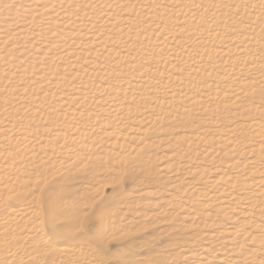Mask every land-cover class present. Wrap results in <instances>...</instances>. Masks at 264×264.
I'll return each instance as SVG.
<instances>
[{
  "label": "rangeland",
  "instance_id": "1",
  "mask_svg": "<svg viewBox=\"0 0 264 264\" xmlns=\"http://www.w3.org/2000/svg\"><path fill=\"white\" fill-rule=\"evenodd\" d=\"M121 2L122 9L114 12L119 26L106 33L107 40L115 39L97 54L105 67L81 79L96 90L93 99L111 96L112 89L126 93L117 98L125 112L112 119L88 109L95 124L107 122L120 134L121 145L107 142L110 130L101 126L84 140L92 150L82 155L74 148L70 158L39 140L23 152L19 143L6 145L0 138V151L8 150L17 165L24 163L14 173L19 183L0 192V264H264L259 229L264 183L257 180L264 178V0ZM23 3L0 0V33L27 28L28 35L6 53L18 66L30 63L43 42V27L25 26L19 17ZM78 4L83 15L104 13ZM66 20L68 26L56 25L76 27L73 17ZM126 21L129 27L120 30ZM164 38L165 58L155 51ZM193 50L194 61L186 57ZM243 53L246 58H240ZM57 61L43 71L56 73L66 60ZM228 66L231 80L223 74ZM1 70L0 128L19 120L35 134L39 126L65 129L81 123L63 124L57 117L64 113L58 103L70 95L72 80L38 89L31 82L33 70L21 77H15L14 64ZM210 87L223 94L207 97ZM228 87L239 90L230 94ZM42 90L50 96L33 108ZM172 93L179 95L164 103ZM25 105L37 113L21 109ZM253 122L261 125L258 136L249 125ZM65 136L75 137L72 131ZM45 194L61 198L56 222L39 218ZM32 201L36 215H18L21 205ZM74 209L78 212L71 216ZM70 217L72 224L64 220ZM40 221L42 231L33 229ZM237 225L236 237L226 236Z\"/></svg>",
  "mask_w": 264,
  "mask_h": 264
},
{
  "label": "bare ground",
  "instance_id": "2",
  "mask_svg": "<svg viewBox=\"0 0 264 264\" xmlns=\"http://www.w3.org/2000/svg\"><path fill=\"white\" fill-rule=\"evenodd\" d=\"M21 1L24 2L23 3L24 5L18 8L19 17L21 18L25 26H33L34 24L39 23L43 27L40 31V36L43 38V42H41L40 47L36 49L37 54L31 56L30 63L24 64L22 66L20 65L18 66L17 64L19 62L13 61L12 57H7L6 53L10 52L11 50H15L18 41L22 37L28 35V33L26 32L27 28L23 30L15 29L13 30L12 33H6L5 31L1 32L0 58L2 59H0V73L3 71L1 69L5 68L6 70L7 68H10L12 64H14L16 73L18 75L15 77H21L24 75L25 72L33 70L35 74L31 82L32 85L38 89L45 88L49 84L56 85L60 80L63 81L65 80L66 82H70L72 80L74 82V86L72 87V89H70L71 90L70 95L68 96V98L61 99L58 103L59 104L58 107L63 109L64 113L57 115V117L60 118L63 124H72L73 122H77V121H81V123L77 122L75 124L76 126L70 128L64 127L65 129L60 127L58 129L56 127L54 128L53 124H48V127L45 129H42L43 127L41 128V126H39L38 127L39 132L34 134L31 133V129H29L30 125H28L26 122L20 124L19 120L10 121L11 123L2 121L3 125L0 128V138H3V142H5V144L10 143L12 141L19 143L22 146L21 151L23 152L24 150L27 151L26 148H32L33 146L37 147L39 140V142L47 143V146L48 145L50 146L52 153H62L65 155L64 156L65 158H70L72 157L71 152H73L72 149L74 148H76L82 155L92 150L91 146L83 145L84 140L86 139L87 141L88 137L91 134L94 135L93 132L95 130H98V128L96 127L101 126L103 128L108 129L107 131L110 130L105 135L107 137L106 138L107 142L112 141V144L114 146H118V145L120 146L121 145V143H119L121 140L120 134L116 133L115 131H112L111 129L112 126L107 124V122L105 124L103 123L95 124V120L90 119L92 116L94 117L95 114L91 115L92 112L90 113L89 112L90 110L88 109L93 108L98 114H106L108 116L107 118L112 119L114 118L113 117L114 115L125 112L126 110L125 106L123 107L122 104H120L121 99L120 98L117 99V98L118 96H123L126 93H116L114 91L115 89H112L111 96L95 97L96 99L95 98L93 99L94 96L90 94L92 93L95 94L96 90L93 88L87 89L85 82L83 83L81 79H83V77H86L90 73H94V71L98 67H100V69L105 67V66H100L101 64H98L100 58L97 57V54L98 52L100 53L105 51L106 46L110 42V40L115 39V38H111L107 40L106 33L109 32V30L115 28V26H119L118 17H115L114 12L118 11L119 9H122L123 4L121 0H21ZM78 3L84 4L87 9L89 8L91 10H95V8H97L100 9L101 11H104V13L102 17L101 16L97 17L94 13H92L91 15L88 14L83 15L81 11L80 12L77 11V8H79ZM70 17H73L74 19L73 21H75V23L77 24L76 27L60 28L59 25L68 26L67 24L68 21L66 19ZM122 20L124 19H121V21ZM57 22L59 23V25L58 24L56 25ZM127 25H130L128 21L122 22L120 24L121 26L120 30L127 29L129 27ZM156 28L158 29V26ZM165 39L166 38H164L163 40L160 39L158 40L159 48L155 50L158 51L161 55H164L165 53L164 51ZM83 46L85 47L88 46L90 47V49H86V51H82ZM92 49H94L95 52L90 53ZM110 50L113 51V49ZM109 52L110 51H108L107 53ZM221 53L223 54V52ZM94 54L95 57L92 56ZM166 54L167 53H165V55L163 56L164 58L166 57ZM195 55H197V53L196 51L193 50V51H189V54L186 55V57L191 56L192 57L191 59L194 61L197 58V56ZM246 57L247 56L243 53L241 54L240 58H246ZM55 60L56 61L66 60V62L64 65L59 66L60 70L56 71V73L48 74V71H43V70H48L45 69V66L50 65ZM231 68L232 66H228L227 68L224 69L223 74L226 76L228 80H231V78L233 77L232 75L233 72L231 71ZM47 74L49 75L48 76L49 78L48 77L45 78V75ZM228 90H230L229 93L231 94L234 93L235 91H238L239 88L230 89L228 87ZM17 91H19L22 94L25 93L24 88H17ZM223 91L224 90H217L215 88L210 87L209 94L206 96L207 97L210 96L214 97L218 95L220 96L223 94ZM46 93L47 91L45 90L40 91V93L36 96L37 101L32 104L34 105L33 108L39 106L40 101L47 100L50 94H46ZM178 95L179 94L177 93H172L168 95L167 97L168 100H165L164 103H168V101H170L173 97ZM14 100L18 101L20 99L15 97ZM96 100L98 101L95 102ZM106 100L108 101L110 100L113 103L111 104L106 103L105 102ZM195 100L196 99H192L189 101L192 107L197 105ZM70 106H73L74 109L76 110L70 109ZM28 107H29L28 105L21 106V109L27 110L28 113H37L36 110L35 112ZM37 117L38 119L41 118L40 113L37 115ZM148 117L150 116L147 115V118L146 117L145 118L148 120ZM115 121H117V119H115L114 122ZM249 125L253 129L255 135L258 136L261 133V125H259L258 122L255 123L253 122L252 124ZM84 126H88L87 127L88 129L85 128ZM92 126H94L95 129H93ZM131 129L132 128L128 129L129 132H132ZM67 131L74 132L75 137L71 139L69 138V136H65V134H67ZM34 132L36 131L34 130ZM91 142H92L91 144L93 145L94 141ZM231 143L232 142L230 141L226 142L228 146L232 147L233 145ZM58 150L62 152H58ZM111 155L113 154H110V156ZM0 157L1 160L2 158L4 159L3 160L4 163L0 165V181L2 180V184H0V192L2 194H6L7 191L9 192V190L13 188L12 187L13 185H17L16 181L20 178L15 176L14 173L18 172L19 171L18 167H20V165L24 163L17 165V162L13 160V155L9 154L8 150L2 152L0 151ZM26 160L27 159H24L23 161ZM261 179H257L258 183H264V178ZM17 182L19 183V180ZM233 183L234 181H229L226 184L227 186L229 185L232 186ZM43 198L45 202V207L42 211L40 209L38 210L40 211L39 213L41 214L39 215L40 216L39 218H42V216L46 215L47 221L53 223V216H55V222H56L60 216V212H57L55 210L58 209L59 207L58 201H60L61 198L58 196H48L47 194H45ZM33 202L35 201L22 204L17 211L18 215H21V213L25 215H36L33 206L34 208L36 207ZM94 206L95 205L90 204L88 206L89 207L88 210L92 212L93 211L92 208H95ZM227 209H232V208L227 207ZM74 211L75 212H73L71 216H75L78 212L75 209ZM98 218L99 220H103L102 215L99 216ZM88 219H92V218H88ZM64 220H67L68 223L71 224L74 221L71 217L69 219L67 218ZM93 220L95 221V217L93 218ZM42 223H43L42 221L35 223L33 229H40L42 231L43 229ZM74 224L75 223H73V225ZM239 228H241V225H237L235 228H231L232 229L231 231L226 232V236L232 237L234 239L241 230ZM259 229L261 230L260 233H264V226L259 227ZM240 234H244V232ZM252 241H257V240L253 238ZM65 247L64 248L62 247L60 250L62 251L66 250L73 253L80 252V249L78 247H73L69 249ZM189 256L190 255H187L185 256V258L189 259ZM194 264H207V263L197 262Z\"/></svg>",
  "mask_w": 264,
  "mask_h": 264
},
{
  "label": "snow or ice",
  "instance_id": "3",
  "mask_svg": "<svg viewBox=\"0 0 264 264\" xmlns=\"http://www.w3.org/2000/svg\"><path fill=\"white\" fill-rule=\"evenodd\" d=\"M53 222H55V216H53Z\"/></svg>",
  "mask_w": 264,
  "mask_h": 264
}]
</instances>
